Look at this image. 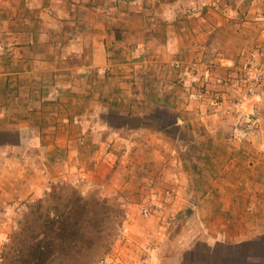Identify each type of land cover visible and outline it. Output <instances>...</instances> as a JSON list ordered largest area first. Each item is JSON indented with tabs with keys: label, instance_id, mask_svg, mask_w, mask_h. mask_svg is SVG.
<instances>
[{
	"label": "crops",
	"instance_id": "0c3cea01",
	"mask_svg": "<svg viewBox=\"0 0 264 264\" xmlns=\"http://www.w3.org/2000/svg\"><path fill=\"white\" fill-rule=\"evenodd\" d=\"M121 1L0 0V253L15 209L79 176L82 195L126 198L111 262L160 264L189 210L183 264H264V124L240 133L170 69L220 50L222 77L264 0Z\"/></svg>",
	"mask_w": 264,
	"mask_h": 264
},
{
	"label": "trees",
	"instance_id": "16d2710c",
	"mask_svg": "<svg viewBox=\"0 0 264 264\" xmlns=\"http://www.w3.org/2000/svg\"><path fill=\"white\" fill-rule=\"evenodd\" d=\"M124 213L109 199L52 188L25 205L0 253V264H99Z\"/></svg>",
	"mask_w": 264,
	"mask_h": 264
},
{
	"label": "built area",
	"instance_id": "2783aa9c",
	"mask_svg": "<svg viewBox=\"0 0 264 264\" xmlns=\"http://www.w3.org/2000/svg\"><path fill=\"white\" fill-rule=\"evenodd\" d=\"M242 24L256 26L255 38L222 77L214 76L226 62L220 50L211 51L206 59L194 56L189 61H174L170 69L177 73L181 87L190 88L186 101H195L215 113H232L233 126L243 134L264 124V14H254L252 20L244 19ZM4 52L0 42V55ZM81 182L82 177L74 179L77 186Z\"/></svg>",
	"mask_w": 264,
	"mask_h": 264
},
{
	"label": "rangeland",
	"instance_id": "374dc122",
	"mask_svg": "<svg viewBox=\"0 0 264 264\" xmlns=\"http://www.w3.org/2000/svg\"><path fill=\"white\" fill-rule=\"evenodd\" d=\"M124 1H127L126 5H128V2H135L136 0H122L121 1V6H124L123 4ZM167 1L168 5L167 7L172 9L174 4L171 3L173 0H165ZM171 3V4H170ZM121 123L120 120L117 121V123ZM85 167H87L86 164H81ZM60 168V167H59ZM59 168H55V170H58ZM59 171V170H58ZM145 171V168H144ZM143 172V170H142ZM62 186H70L79 191V188L77 185L74 184L73 182H67L65 180H57V181H51L49 182L47 189L39 196V197H34L29 199L27 202H25V205L28 203L37 200L39 198H42L46 192H49L52 188H59ZM97 194V193H93ZM90 194V195H93ZM89 196V195H85ZM126 198L123 196L122 198H112L109 199L114 205L118 206L122 210V205L126 201ZM25 210V206H21L18 209L14 210V224H13V230L14 231L17 222L20 220L22 213ZM190 211H180L178 212L175 217L170 216L167 220L166 223L168 226L166 227V235H165V240L162 243L161 247V263L160 264H183V253L188 250L189 248V236H190V231H189V217H190ZM141 214H144L141 212ZM115 241H120L122 244H125V237L122 232H118V234L115 237ZM111 253H108L104 258L99 262V264H120V261L113 260L112 262L109 260L111 259L109 257Z\"/></svg>",
	"mask_w": 264,
	"mask_h": 264
}]
</instances>
